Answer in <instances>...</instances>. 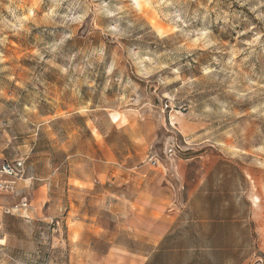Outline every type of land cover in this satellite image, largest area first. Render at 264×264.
Returning a JSON list of instances; mask_svg holds the SVG:
<instances>
[{
	"label": "rangeland",
	"instance_id": "obj_1",
	"mask_svg": "<svg viewBox=\"0 0 264 264\" xmlns=\"http://www.w3.org/2000/svg\"><path fill=\"white\" fill-rule=\"evenodd\" d=\"M3 161L0 264L87 262L142 191L264 264V0H0Z\"/></svg>",
	"mask_w": 264,
	"mask_h": 264
},
{
	"label": "crops",
	"instance_id": "obj_2",
	"mask_svg": "<svg viewBox=\"0 0 264 264\" xmlns=\"http://www.w3.org/2000/svg\"><path fill=\"white\" fill-rule=\"evenodd\" d=\"M191 197L185 207L167 210L158 193L137 194L117 211L119 238L106 228L104 250L83 264H253L254 241L240 240L245 232L239 236L223 210L205 208L204 194Z\"/></svg>",
	"mask_w": 264,
	"mask_h": 264
},
{
	"label": "built area",
	"instance_id": "obj_3",
	"mask_svg": "<svg viewBox=\"0 0 264 264\" xmlns=\"http://www.w3.org/2000/svg\"><path fill=\"white\" fill-rule=\"evenodd\" d=\"M171 153V152H170ZM157 159L152 156L149 158V165L151 167L157 166ZM24 176V162L17 161V162H8L3 161L0 165V193H9L13 190L16 181H19ZM8 180H6V179ZM19 208V209H18ZM16 209L18 210H25L27 211L30 209L26 200L22 201L20 206H17Z\"/></svg>",
	"mask_w": 264,
	"mask_h": 264
}]
</instances>
